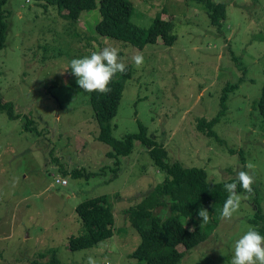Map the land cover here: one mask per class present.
Instances as JSON below:
<instances>
[{
    "label": "rangeland",
    "instance_id": "obj_1",
    "mask_svg": "<svg viewBox=\"0 0 264 264\" xmlns=\"http://www.w3.org/2000/svg\"><path fill=\"white\" fill-rule=\"evenodd\" d=\"M130 1L133 23L147 29L157 17L170 19L176 43L159 39L140 49L103 37L97 31L100 0L78 23L44 0H8L3 7L9 27L0 50V101L12 102L20 117L0 113V264L41 263L53 253L63 264H87L90 256L97 264H146L130 256L141 236L128 210L168 174L155 165L149 147L136 142L131 155L120 157L115 176L107 156L112 148L98 139L91 93L69 67L71 59L108 46L118 48L120 60L133 69L112 122L114 138L137 134L140 122L168 148L170 161L204 168L211 183L234 180L246 164L255 166L245 167L255 192H237L239 210L230 220L221 218L208 240L179 264H231L235 240L253 228L249 221L257 207L264 213V131L252 109L264 87V0H212L226 5L220 26L193 1ZM136 54L144 57L139 68L132 61ZM233 84L238 88L215 127L219 141L208 138L197 121L218 115L224 90ZM74 169L85 175L75 178ZM104 195L113 207L114 237L69 251L68 239L83 233L78 205Z\"/></svg>",
    "mask_w": 264,
    "mask_h": 264
},
{
    "label": "trees",
    "instance_id": "obj_2",
    "mask_svg": "<svg viewBox=\"0 0 264 264\" xmlns=\"http://www.w3.org/2000/svg\"><path fill=\"white\" fill-rule=\"evenodd\" d=\"M8 0H0V50L6 46L9 25L5 21L6 11L3 7ZM49 6L55 7L63 14L66 21L80 22L85 12L98 9V0H44ZM205 5L213 25L220 26L226 19V5L215 3L212 0H189ZM135 6L130 0H100L102 20L97 31L105 38L123 41L135 48H145L156 44L161 39L166 46H173L178 37L173 34L174 24L168 19L157 17L149 28H142L132 21ZM132 66L126 65L124 73H116L108 87L107 93L91 92V104L95 118L100 126L99 141L112 149L107 156L115 165L113 172L117 176L122 156L132 154L135 143L140 142L149 147V154L155 165L164 170L168 177L163 183L157 185L141 202L128 210L130 222L141 236L137 249L130 255L133 258L146 262V264H179L188 251L193 250L208 240L218 227L221 217L219 210L228 196L225 189L227 183H237V192L245 193L237 179L221 183H211L207 172L200 167H186L182 162L170 161L168 148L160 144L155 137H150L147 127L139 122V132L129 134L123 140L113 136V120L117 116L128 81L132 78ZM238 88V84L228 85L221 99V109L218 115L211 119L205 118L197 121V130L219 141L215 127L220 123L228 106V96ZM252 109L258 114L260 127L264 131V87L259 98L253 102ZM0 113H6L10 119L20 116L15 114L12 102L0 101ZM34 126L32 118L27 119L26 128L31 130ZM245 171V167L243 169ZM71 175L75 178L84 176L80 169H74ZM93 175L87 174L88 178ZM255 192V187L252 185ZM248 194V193H245ZM200 209L209 212V221L204 228L199 223L202 218L198 216ZM77 214L83 227L79 236L68 239V249L71 252L93 249L105 240L114 237L115 216L108 196H100L83 201L78 205ZM159 211V213H157ZM185 221L193 223L191 227ZM249 223L252 229L264 235V213L257 207L254 219ZM204 228V229H202ZM43 257L44 255H40ZM33 264H63L53 253L46 261Z\"/></svg>",
    "mask_w": 264,
    "mask_h": 264
},
{
    "label": "clouds",
    "instance_id": "obj_3",
    "mask_svg": "<svg viewBox=\"0 0 264 264\" xmlns=\"http://www.w3.org/2000/svg\"><path fill=\"white\" fill-rule=\"evenodd\" d=\"M118 51V48L108 46L92 52L89 56L71 59L69 67L83 91L88 93L110 91L108 85L112 77L118 72L126 71V64L120 60ZM132 61L139 68L144 63V57L142 54H136L132 57ZM245 167L253 169L255 166L248 163ZM236 179L245 193H253L254 177L248 171H239ZM224 187L228 196L219 212L222 219L230 220L239 210L241 196L237 193L236 182L227 183ZM198 216L202 218L201 227L209 221V212L206 209H200ZM87 264H97V262L90 256ZM231 264H264V235L255 229H249L235 240Z\"/></svg>",
    "mask_w": 264,
    "mask_h": 264
},
{
    "label": "built area",
    "instance_id": "obj_4",
    "mask_svg": "<svg viewBox=\"0 0 264 264\" xmlns=\"http://www.w3.org/2000/svg\"><path fill=\"white\" fill-rule=\"evenodd\" d=\"M56 183H57V184H61V185H65V184H66V182H64V181H60V180H56Z\"/></svg>",
    "mask_w": 264,
    "mask_h": 264
}]
</instances>
